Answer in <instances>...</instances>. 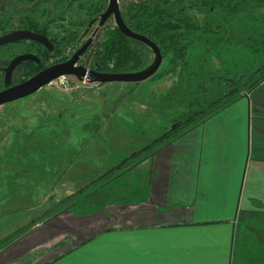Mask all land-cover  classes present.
I'll list each match as a JSON object with an SVG mask.
<instances>
[{"label":"rangeland","instance_id":"1","mask_svg":"<svg viewBox=\"0 0 264 264\" xmlns=\"http://www.w3.org/2000/svg\"><path fill=\"white\" fill-rule=\"evenodd\" d=\"M8 2L12 0H0V9ZM254 2L247 0L223 22L222 11L199 15L201 22L220 21L223 30L202 34L203 40L190 49L195 65L233 77L264 62V7ZM107 25L114 26V19ZM104 35L105 29L95 43ZM61 58L49 57L47 63ZM169 58L142 82L100 84L67 75L0 105V264L30 263L31 256L46 248L62 251L73 244V234L79 239L81 218L103 220L109 204L143 195L156 147L115 168L160 138L196 94L197 84L190 78L180 82L166 74ZM220 88L214 81L206 99L215 100ZM174 93L182 100L163 106L162 98ZM58 240L64 244H49Z\"/></svg>","mask_w":264,"mask_h":264},{"label":"crops","instance_id":"2","mask_svg":"<svg viewBox=\"0 0 264 264\" xmlns=\"http://www.w3.org/2000/svg\"><path fill=\"white\" fill-rule=\"evenodd\" d=\"M149 163L142 196L81 218L71 246L23 264H264V81Z\"/></svg>","mask_w":264,"mask_h":264},{"label":"trees","instance_id":"3","mask_svg":"<svg viewBox=\"0 0 264 264\" xmlns=\"http://www.w3.org/2000/svg\"><path fill=\"white\" fill-rule=\"evenodd\" d=\"M254 3L264 7V0H255ZM246 4L247 0H211V2L208 0H129L121 2V13L128 27L155 42L163 58L170 56L166 74L175 76L180 82L190 78L197 87L194 98L188 100L189 105H186V109L174 117L170 128L154 143L140 152H134L133 156L115 169L138 158L151 147L173 139L185 129L199 124L212 113L220 110L224 103L235 101L236 96L242 91L252 90L264 81V62L253 70L249 69L237 76H218L214 74L211 67L207 70L201 65H195L190 53V49L196 46L197 41L203 40L200 39L202 34L222 31L221 22L225 21L227 16L239 12ZM106 6L107 0H12V3L8 2L4 8L0 9V35L18 29L43 33L49 38L54 50L50 52L43 44L31 40L0 46V90L5 88L2 68L6 65L5 62L26 52H32L40 59L39 63L24 61L17 67L13 78V82L17 83L56 63L48 64L49 57L60 55L62 58L57 62L67 60L81 45L83 34L96 22ZM215 11H222L221 22H211L208 18L201 22L199 15L215 14ZM104 29V37L89 47L84 65L90 64L92 68L104 72L123 73L142 70L152 62L154 54L146 44L124 35L115 25L106 24ZM68 51L69 56H66ZM262 53L264 56V50ZM216 80L221 87L220 94L215 100L208 101L206 98L211 92L212 83ZM180 99V96H175L174 93L171 96H164L162 103L163 106L168 103V107H172L178 104Z\"/></svg>","mask_w":264,"mask_h":264},{"label":"water","instance_id":"4","mask_svg":"<svg viewBox=\"0 0 264 264\" xmlns=\"http://www.w3.org/2000/svg\"><path fill=\"white\" fill-rule=\"evenodd\" d=\"M111 15L114 17L116 27L124 35L146 44L153 51V60L146 68L135 72L113 73L99 71L94 68L78 65L80 58L86 52L92 42V38H90L67 61L51 65L21 83L11 85L12 74L19 64H21L23 61H34L36 63L40 62V59L35 54H21L16 56L5 69L4 81L8 88L0 92V105L29 96L61 76L73 75L79 80L87 79L90 83L100 84L109 82L138 83L153 76L159 70L163 61L161 50L159 46L147 36L135 32L128 27L123 19L119 0H109L107 9L98 17L99 24L97 26L96 32L100 30V28L107 22ZM22 40L36 41L43 44L50 52H53L54 50L52 43L45 34L23 29L13 30L0 35V46ZM134 154L135 153H133L131 156Z\"/></svg>","mask_w":264,"mask_h":264},{"label":"flooded vegetation","instance_id":"5","mask_svg":"<svg viewBox=\"0 0 264 264\" xmlns=\"http://www.w3.org/2000/svg\"><path fill=\"white\" fill-rule=\"evenodd\" d=\"M108 3H109V0H107V6H108ZM119 5H120V9H121V0H119ZM107 6H106V9H107ZM105 9V10H106ZM105 10L102 12V13H104L105 12ZM101 13V14H102ZM100 14V15H101ZM99 15V16H100ZM98 16V17H99ZM110 19H114V17H113V15H111L109 18H108V20H107V22L110 20ZM107 22L100 28V30L98 31V32H96V29H97V26H98V24H99V18H97L96 19V22L92 25V26H90V28H88L86 31H85V33L83 34V39H82V42L80 43L81 45L76 49V51L82 46V45H84L86 42H87V40L88 39H90V38H92V42H91V44L89 45V47L90 46H92V45H94L95 44V41H96V39L100 36V32L104 29V27H105V25L107 24ZM116 26V25H115ZM95 27V28H94ZM94 28V29H93ZM89 47H88V49H89ZM88 49L86 50V52L82 55V57L80 58V60H79V62H78V65H83V66H85V67H88V68H92L91 67V65L89 66V65H84V62H85V60H83L84 59V57H85V55H86V53H87V51H88ZM75 51V52H76ZM74 52V53H75ZM26 53H32V52H26ZM73 53V54H74ZM21 54H25V53H20L19 55H21ZM33 54V53H32ZM72 54V55H73ZM71 55V56H72ZM18 56V55H17ZM70 56V57H71ZM16 57V56H15ZM14 57V58H15ZM69 57V58H70ZM14 58H12L11 60H9L8 62H5L4 64H6L4 67H2L3 68V77H4V79H5V69L7 68V66L10 64V62L14 59ZM68 58V59H69ZM67 59V60H68ZM67 60H65V61H67ZM24 62V61H23ZM22 62V63H23ZM32 62H34V61H32ZM62 62H64V61H62ZM21 63V64H22ZM57 63H60V62H56V63H54V64H57ZM54 64H52V65H54ZM20 65V64H19ZM18 65V66H19ZM17 66V67H18ZM51 66V65H50ZM17 67L15 68V70L17 69ZM49 67V66H48ZM47 68V67H46ZM15 70H14V72H13V74H12V83H11V85H15V84H18V83H21V82H23V81H20V82H17V83H14L13 82V78H14V73H15ZM99 71H101V70H99ZM5 82V81H4ZM6 88H8V86H6L5 85V88H3L2 90H0V92L1 91H3L4 89H6ZM19 100V99H18ZM11 102H13V101H11ZM7 103H9V102H7ZM4 104H6V103H4Z\"/></svg>","mask_w":264,"mask_h":264},{"label":"built area","instance_id":"6","mask_svg":"<svg viewBox=\"0 0 264 264\" xmlns=\"http://www.w3.org/2000/svg\"><path fill=\"white\" fill-rule=\"evenodd\" d=\"M62 77H64V76H62ZM62 77H61V78H62Z\"/></svg>","mask_w":264,"mask_h":264}]
</instances>
